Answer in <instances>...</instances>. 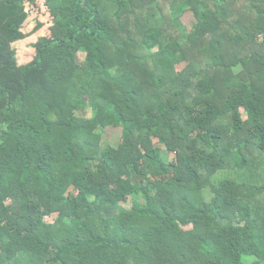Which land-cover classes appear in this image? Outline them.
<instances>
[{"label":"trees","instance_id":"obj_1","mask_svg":"<svg viewBox=\"0 0 264 264\" xmlns=\"http://www.w3.org/2000/svg\"><path fill=\"white\" fill-rule=\"evenodd\" d=\"M0 264H264V0H0Z\"/></svg>","mask_w":264,"mask_h":264},{"label":"rangeland","instance_id":"obj_2","mask_svg":"<svg viewBox=\"0 0 264 264\" xmlns=\"http://www.w3.org/2000/svg\"><path fill=\"white\" fill-rule=\"evenodd\" d=\"M33 14V13H32ZM40 14V15H39ZM39 14L34 13L33 15L29 16L28 18V25L24 27V29L21 30V33L18 35V37L12 36L11 42L9 44V48L15 49L16 51V58L20 64L28 63L32 60L34 55V48L32 47V44L35 43L38 38L45 33V30L47 27L51 25L50 17L47 13L40 12ZM39 15V19L43 21V27H35V20ZM33 21H31L32 19ZM184 20L187 23L188 27H192L194 23V16L191 12H186L184 15ZM81 58H84V53H80ZM185 65V61L182 59V57H179V63L176 65L178 69H182ZM93 114L92 109L90 107H87V109L84 112V115L87 117H91ZM245 116V113H244ZM104 142L107 141L112 145H118L122 141V128L121 127H112L111 125L107 126L104 130V136H103ZM174 157V154H170V159ZM56 217V214H53L48 217L49 221H53ZM255 258L248 259V263H251V261H254Z\"/></svg>","mask_w":264,"mask_h":264},{"label":"crops","instance_id":"obj_3","mask_svg":"<svg viewBox=\"0 0 264 264\" xmlns=\"http://www.w3.org/2000/svg\"><path fill=\"white\" fill-rule=\"evenodd\" d=\"M26 12L28 13V11L26 10ZM29 16V15H28ZM29 18V17H28ZM31 19V18H30ZM26 22H28V19H27V21ZM43 22V21H42ZM44 24V23H43ZM43 24L40 26V27H43ZM44 34V33H43Z\"/></svg>","mask_w":264,"mask_h":264}]
</instances>
